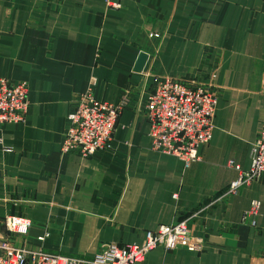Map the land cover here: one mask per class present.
<instances>
[{
  "label": "crops",
  "instance_id": "crops-1",
  "mask_svg": "<svg viewBox=\"0 0 264 264\" xmlns=\"http://www.w3.org/2000/svg\"><path fill=\"white\" fill-rule=\"evenodd\" d=\"M0 77L29 88L25 121L0 124V226L33 223L7 234L15 247L89 260L188 220L202 252L160 247L139 264H264V178L226 195L239 176L230 163L250 169L264 124V0H0ZM167 77L219 97L212 139L189 166L153 149L144 115ZM89 91L124 103L111 147L64 153ZM255 200L253 226L243 216Z\"/></svg>",
  "mask_w": 264,
  "mask_h": 264
},
{
  "label": "built area",
  "instance_id": "built-area-1",
  "mask_svg": "<svg viewBox=\"0 0 264 264\" xmlns=\"http://www.w3.org/2000/svg\"><path fill=\"white\" fill-rule=\"evenodd\" d=\"M109 5L121 7L120 3ZM28 92L26 82L12 84L0 77V124L25 121L29 110ZM218 100L217 92L209 86L190 85L172 77L159 80L144 104L153 149L176 157L187 166L200 161V148L211 141L215 129ZM74 102L62 151L90 157L110 148L124 103L99 101L90 91L77 96ZM230 166L239 171V176L226 195H237L244 186L264 178V124L253 145L250 169L244 171L233 163ZM260 208L261 203L253 201L243 222L256 226ZM32 224L30 219L18 215L4 220L7 233L15 237H25ZM205 244L203 238L192 234L188 220H180L148 231L140 244H104L89 260L51 254L42 249L17 248L10 239L0 238V264H139L160 247L167 251L183 248L202 252Z\"/></svg>",
  "mask_w": 264,
  "mask_h": 264
},
{
  "label": "water",
  "instance_id": "water-1",
  "mask_svg": "<svg viewBox=\"0 0 264 264\" xmlns=\"http://www.w3.org/2000/svg\"><path fill=\"white\" fill-rule=\"evenodd\" d=\"M145 59H146V55H141V57H140V59H139V61H138V64H137V69L138 70H141L142 69V67H143V64H144V62H145Z\"/></svg>",
  "mask_w": 264,
  "mask_h": 264
},
{
  "label": "rangeland",
  "instance_id": "rangeland-1",
  "mask_svg": "<svg viewBox=\"0 0 264 264\" xmlns=\"http://www.w3.org/2000/svg\"><path fill=\"white\" fill-rule=\"evenodd\" d=\"M7 231H6V228L4 226V223L3 225L0 226V238H7Z\"/></svg>",
  "mask_w": 264,
  "mask_h": 264
}]
</instances>
